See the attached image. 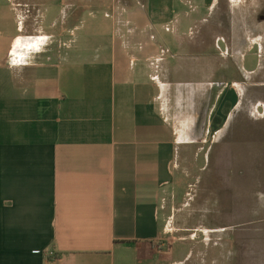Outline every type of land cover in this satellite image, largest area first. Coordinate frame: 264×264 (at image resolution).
Masks as SVG:
<instances>
[{
    "label": "crops",
    "instance_id": "1",
    "mask_svg": "<svg viewBox=\"0 0 264 264\" xmlns=\"http://www.w3.org/2000/svg\"><path fill=\"white\" fill-rule=\"evenodd\" d=\"M242 117L264 121V0H0V264H200L161 197L193 161L224 193L264 179Z\"/></svg>",
    "mask_w": 264,
    "mask_h": 264
},
{
    "label": "rangeland",
    "instance_id": "2",
    "mask_svg": "<svg viewBox=\"0 0 264 264\" xmlns=\"http://www.w3.org/2000/svg\"><path fill=\"white\" fill-rule=\"evenodd\" d=\"M239 122L240 126L245 122L249 131H237V141L242 142L250 136L260 137L259 129L264 128V121L257 123L242 117ZM224 138L228 139V133ZM250 147L251 152L260 148L255 144ZM204 164L196 161L181 164L180 177L177 176L173 187L161 197L165 227L162 243L173 248L176 260L184 256L187 250H193L205 251L209 258L217 256L219 261L216 264L222 261V264H226L231 254L235 257V264H264V179L250 178L251 169L247 167L246 177L242 174L234 176L233 173L229 181L233 191L224 193L219 190L228 184L221 178L213 177L211 165L207 164L202 172L198 171L200 178L197 179L195 167ZM243 164L240 162L236 165V174L240 168L244 171ZM244 189L251 190V211L239 209L249 200ZM260 189L262 194L256 195ZM220 222L224 225L218 226Z\"/></svg>",
    "mask_w": 264,
    "mask_h": 264
},
{
    "label": "flooded vegetation",
    "instance_id": "3",
    "mask_svg": "<svg viewBox=\"0 0 264 264\" xmlns=\"http://www.w3.org/2000/svg\"><path fill=\"white\" fill-rule=\"evenodd\" d=\"M206 257H201L200 264H213L212 258L207 257L208 255H205ZM230 264H235V257L231 255Z\"/></svg>",
    "mask_w": 264,
    "mask_h": 264
},
{
    "label": "built area",
    "instance_id": "4",
    "mask_svg": "<svg viewBox=\"0 0 264 264\" xmlns=\"http://www.w3.org/2000/svg\"><path fill=\"white\" fill-rule=\"evenodd\" d=\"M47 257H49V258H55L56 257V254H54L52 252H49V253H47Z\"/></svg>",
    "mask_w": 264,
    "mask_h": 264
}]
</instances>
